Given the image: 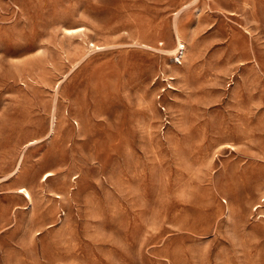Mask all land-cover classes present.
Here are the masks:
<instances>
[{
    "label": "rangeland",
    "instance_id": "obj_1",
    "mask_svg": "<svg viewBox=\"0 0 264 264\" xmlns=\"http://www.w3.org/2000/svg\"><path fill=\"white\" fill-rule=\"evenodd\" d=\"M0 264H264V0H0Z\"/></svg>",
    "mask_w": 264,
    "mask_h": 264
},
{
    "label": "bare ground",
    "instance_id": "obj_2",
    "mask_svg": "<svg viewBox=\"0 0 264 264\" xmlns=\"http://www.w3.org/2000/svg\"><path fill=\"white\" fill-rule=\"evenodd\" d=\"M83 29H84V26H81V27H77V28H69L68 31L71 32V33H74L76 31H83ZM91 44L96 45L94 42L91 43ZM177 48L182 52V54L184 53L185 45H184L182 39L179 36H178V45H177ZM175 61L176 62H180L181 61V58L177 56V58L175 59ZM170 78H173V76H170ZM24 190H25V192L29 193L26 188ZM29 196H30V193H29Z\"/></svg>",
    "mask_w": 264,
    "mask_h": 264
}]
</instances>
